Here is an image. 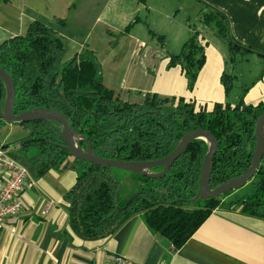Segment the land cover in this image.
Instances as JSON below:
<instances>
[{"label":"trees","instance_id":"trees-1","mask_svg":"<svg viewBox=\"0 0 264 264\" xmlns=\"http://www.w3.org/2000/svg\"><path fill=\"white\" fill-rule=\"evenodd\" d=\"M200 21L213 27L228 45L231 63L237 55L252 51L233 39L229 19L222 10L204 3ZM156 37L163 42L162 35ZM66 49V38L41 20H34L25 34L8 38L0 45V66L8 71L16 87L17 114L35 107L57 110L68 117L75 131L84 135L96 154L119 161L163 158L188 131L206 129L219 142L210 176L213 188L249 170L256 145V124L264 112V101L248 104L241 98L235 103L217 102L211 110L197 107L185 97H161L156 93H147L142 103L124 101L104 84L102 65L94 50L86 46L64 61ZM205 60V38L194 28L181 51L171 54L170 64L181 66L192 91ZM234 81V74L223 72L226 94L233 89ZM5 100L6 86L0 77L2 127L9 124L2 116ZM15 123L28 134L18 139L10 153L34 176L70 165L77 169V180L66 191L65 200L73 227L83 238L112 235L131 216L141 214L151 230L179 249L217 208H238L264 219V157L246 192L240 194L234 190L207 200L194 199L201 187L202 166L210 148L206 140L195 139L165 176L138 174L139 190L122 204L121 185L111 168L73 157L59 122L40 119ZM78 143L86 150L84 140L78 139ZM3 144L0 138V145ZM162 169L157 166L151 171ZM196 201L198 205L194 208L187 207Z\"/></svg>","mask_w":264,"mask_h":264},{"label":"crops","instance_id":"crops-1","mask_svg":"<svg viewBox=\"0 0 264 264\" xmlns=\"http://www.w3.org/2000/svg\"><path fill=\"white\" fill-rule=\"evenodd\" d=\"M204 3L225 12L233 39L252 51L231 63L228 45L200 21L195 6ZM41 9L33 0H0V45L41 20L66 38L64 61L86 46L94 50L104 84L124 101L142 103L147 93H156L185 97L207 110L241 98L248 104L264 101V0H75L66 17L53 15V21ZM194 28L205 38L206 60L191 91L181 66L170 60ZM224 71L235 75L229 94ZM77 176L72 165L40 177L30 171L33 184L23 191L24 207L0 233V264H105L110 254L145 264L155 242L162 247L157 264H264V219L238 208L215 209L179 249L151 230L141 214L112 235L83 238L65 200Z\"/></svg>","mask_w":264,"mask_h":264},{"label":"water","instance_id":"water-1","mask_svg":"<svg viewBox=\"0 0 264 264\" xmlns=\"http://www.w3.org/2000/svg\"><path fill=\"white\" fill-rule=\"evenodd\" d=\"M0 77L6 86V100L5 107L2 111V116L5 122H32L40 119L55 120L62 125V136L67 143L71 155L85 161L96 163L98 165L107 166L109 168H119L134 172L140 175L149 176L153 178H160L167 174L173 162L182 154L187 146L195 139H204L209 143V150L205 156L202 172H201V187L194 199L207 200L209 198L220 196L224 193L234 191L244 187L248 184L257 173L264 157V112L259 116L256 124V145L253 154V161L249 170L237 177L230 178L219 186L213 188L210 184V176L214 164V156L219 148V142L216 136L206 129H192L188 131L179 141L176 148L167 156L150 161H119L103 158L96 154L82 133L75 131L70 123L68 117L61 112L44 108L35 107L25 110L21 113H16L14 110L16 101V87L15 83L6 69L0 66ZM2 126L0 125V130ZM78 139L86 142V150L82 149L78 143ZM18 140L12 143L2 145L3 149L14 147ZM162 166L160 172H153V167ZM162 253V247L155 242L145 261V264H157Z\"/></svg>","mask_w":264,"mask_h":264},{"label":"built area","instance_id":"built-area-1","mask_svg":"<svg viewBox=\"0 0 264 264\" xmlns=\"http://www.w3.org/2000/svg\"><path fill=\"white\" fill-rule=\"evenodd\" d=\"M29 168L0 145V233L9 217L18 215L23 207V191L32 186ZM105 264H140L120 254H110ZM142 264V263H141Z\"/></svg>","mask_w":264,"mask_h":264},{"label":"rangeland","instance_id":"rangeland-1","mask_svg":"<svg viewBox=\"0 0 264 264\" xmlns=\"http://www.w3.org/2000/svg\"><path fill=\"white\" fill-rule=\"evenodd\" d=\"M75 0H33L36 7L38 9H43L46 13L49 11L51 14L50 20L53 21L52 16L56 15L57 17H66L67 11L69 7L73 4ZM198 9H202V5L197 4L195 6ZM41 9V10H42ZM198 29H200L199 26H197ZM210 30H214L213 27L210 28ZM229 68L231 66L229 65ZM28 134V131H26L20 124L18 123H9L2 127L0 130V138L3 143H12L17 141L18 139L26 136ZM9 151H14V147H10ZM111 172L113 177L120 183L121 190L119 192V201L121 203H124L126 197L129 195H132L137 191L138 186H141V180L137 173L130 172L127 170L119 169V168H111ZM252 186L251 181L246 184L244 187H241L240 189L235 190V192L244 193L248 189H250ZM203 201L200 202L202 204ZM197 204L196 202H191L189 205H187L188 208H194V205Z\"/></svg>","mask_w":264,"mask_h":264}]
</instances>
